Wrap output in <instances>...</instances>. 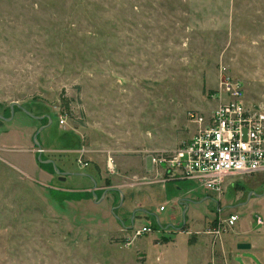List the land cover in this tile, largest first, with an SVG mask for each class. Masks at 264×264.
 <instances>
[{"label": "rangeland", "instance_id": "obj_1", "mask_svg": "<svg viewBox=\"0 0 264 264\" xmlns=\"http://www.w3.org/2000/svg\"><path fill=\"white\" fill-rule=\"evenodd\" d=\"M226 81L264 110V0H0V113L49 114L42 158L71 172L37 159L43 120L0 119V264H264L263 172L220 196L146 173V152L188 140V112H210ZM131 199L150 206L133 224Z\"/></svg>", "mask_w": 264, "mask_h": 264}, {"label": "built area", "instance_id": "obj_2", "mask_svg": "<svg viewBox=\"0 0 264 264\" xmlns=\"http://www.w3.org/2000/svg\"><path fill=\"white\" fill-rule=\"evenodd\" d=\"M218 99L210 112H188L189 121L197 126L188 140L174 149L147 152L153 167L162 171L164 182L193 178L207 190L221 195L228 177L264 173V110L247 105L244 90L236 81L223 82ZM66 121L67 116L61 115L60 124ZM237 220L238 215L231 213L221 221V226L231 228ZM256 221L264 223L261 216ZM152 229L151 224L135 228L127 244Z\"/></svg>", "mask_w": 264, "mask_h": 264}, {"label": "water", "instance_id": "obj_3", "mask_svg": "<svg viewBox=\"0 0 264 264\" xmlns=\"http://www.w3.org/2000/svg\"><path fill=\"white\" fill-rule=\"evenodd\" d=\"M15 106L19 107L21 110H23L25 113H27L29 116H31V117H33V118H35V119L42 120V119H44L45 117L48 118V122H47L46 124L40 126V127L37 129V131L35 132L34 136H33L34 142H35V144L37 145V147H38V149H39V154H38V156H37V159H38L40 162H42V163H49V164H52L53 169H54V171L56 172V174L60 175V176H61V177H60L61 179H65V176L71 174V172L60 170L59 167L57 166L55 160H54L53 158H46V159H43V158H42V152H43V149H42V146H41V144H40V142H39V140H38V135H39V133H40L45 127H48V126L52 123V117H51L50 115H48V114H43V115L33 114L31 111H29V110L26 109L24 106H22L18 101H15V102H13V104L11 105V116L6 117V116H4L3 114L0 113V119H2V120H10V119L12 118L13 114H14V107H15ZM77 174L86 175L85 173H81V172H77ZM94 182H95V183H94V186H93V189H92V191H93L92 195H93V196H96L95 189L97 188V183H96V181H94ZM109 189L116 190V191H118V192L120 193V202H119L118 206H115V207H114V209H115V208L119 207V206L123 203V201H124V192H123L121 189L117 188V187H111V188L106 189V190L104 191V193L106 194V193L108 192ZM114 209H113V210H114ZM137 211H143V212H145V213H148V212H149L146 208H137V209H135L134 212H133L132 219H131V220H132V224H133V222H134V214H135ZM131 227H132V226L127 227V228H131ZM238 247H239L240 249H246V248H250V247H251V244H250L249 242H247V243H246V242H245V243H240V244H238Z\"/></svg>", "mask_w": 264, "mask_h": 264}, {"label": "crops", "instance_id": "obj_4", "mask_svg": "<svg viewBox=\"0 0 264 264\" xmlns=\"http://www.w3.org/2000/svg\"><path fill=\"white\" fill-rule=\"evenodd\" d=\"M192 123V122H191ZM194 124V123H193ZM195 125V124H194ZM196 126V125H195ZM196 128H197V126H196ZM196 131V130H195ZM195 131L192 133V135L195 133ZM191 135V136H192ZM190 136V137H191ZM189 137V138H190ZM188 138V139H189ZM157 150H161V149H157ZM151 151H156V150H151ZM148 152H150V151H148ZM146 154H147V152H146ZM148 157V156H147ZM146 157V158H147ZM146 160V159H145ZM146 166V165H145ZM148 172V173H147ZM146 173H147V175L148 176H151L152 178H153V180L156 182V183H159V184H161V187H163V192H164V189H165V182L163 181V179H162V171L161 170H158V169H156V168H154V167H152V170L149 172L148 170H147V166H146ZM150 173V174H149ZM137 187V186H136ZM135 187V188H136ZM111 188V187H110ZM141 188V187H140ZM97 189V188H96ZM137 189V188H136ZM112 190V189H111ZM116 191V190H115ZM118 192V191H117ZM130 194H132V192L130 193ZM220 196V195H219ZM124 199H126V196H125V194H124ZM132 201H130V202H132L130 205H141V204H143V206H145V207H138V208H148L147 210H149L150 209V206H149V202H147L145 199H141V200H136V199H131ZM141 203V204H140ZM161 204L162 205H165V204H167L165 201H162L161 202ZM159 210L160 211H163V210H166V208L164 207V209L163 210H161L160 209V207H159ZM146 214H148V213H146ZM231 214V213H230ZM235 214V213H234ZM260 216V215H259ZM132 219V218H131ZM250 243V242H249ZM251 244V247L250 248H253L254 247V245H253V243H250ZM255 248H258V245H256V247ZM240 249V248H239ZM246 249H248V248H246ZM242 250H245V249H241L240 251H242Z\"/></svg>", "mask_w": 264, "mask_h": 264}, {"label": "flooded vegetation", "instance_id": "obj_5", "mask_svg": "<svg viewBox=\"0 0 264 264\" xmlns=\"http://www.w3.org/2000/svg\"><path fill=\"white\" fill-rule=\"evenodd\" d=\"M43 115V114H42ZM49 115V114H48ZM44 122H42V124L41 125H44V124H46L47 122H48V118L47 117H45L44 119H42ZM140 212V211H139ZM138 211L134 214V218H136L140 213H139ZM143 212V211H142ZM145 213V212H144ZM132 216H133V214H132Z\"/></svg>", "mask_w": 264, "mask_h": 264}, {"label": "trees", "instance_id": "obj_6", "mask_svg": "<svg viewBox=\"0 0 264 264\" xmlns=\"http://www.w3.org/2000/svg\"><path fill=\"white\" fill-rule=\"evenodd\" d=\"M66 107L69 108V103H68V99L66 98ZM46 159V158H45ZM52 165V164H51ZM53 167V166H52Z\"/></svg>", "mask_w": 264, "mask_h": 264}]
</instances>
